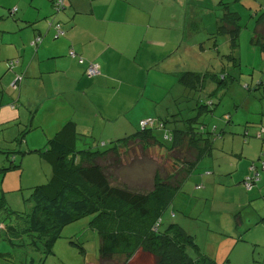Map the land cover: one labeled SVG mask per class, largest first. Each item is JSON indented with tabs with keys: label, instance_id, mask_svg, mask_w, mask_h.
<instances>
[{
	"label": "rangeland",
	"instance_id": "1",
	"mask_svg": "<svg viewBox=\"0 0 264 264\" xmlns=\"http://www.w3.org/2000/svg\"><path fill=\"white\" fill-rule=\"evenodd\" d=\"M224 3L241 15L242 28L235 49L230 47V36L218 32L224 16ZM187 6L190 20L182 46L178 52L162 59L159 66L151 71L148 87L151 95L140 101L147 104L152 116L162 118L170 131L185 127V122L179 120L183 110L189 117L198 116V127L202 126V122L208 124L211 130L217 126L212 134L216 148L213 150L224 154L223 159L229 157V160L226 161L228 168L220 173L218 169L225 167L222 165V155L203 157L177 192L170 209L176 212V219L184 224L190 221L191 224H199L193 226L197 229V243L204 253L217 262L264 264V192L260 194L262 188L258 184H254L255 190L251 191L243 180L246 167L252 161L263 173L261 180L264 179V138L256 134L243 137L246 127L253 133L255 127L252 124L264 119V49L262 41L257 42V38V41L253 40L264 13V0H188ZM15 7L2 9L0 5V11L10 17V11ZM173 68L181 72L209 71L210 76L204 87L190 89L166 71ZM224 76L225 85L221 82ZM145 85L146 80L144 88ZM139 99L135 100L133 106ZM208 125L205 126L210 131ZM229 126L238 129L233 134L236 136L234 142L228 130H220ZM37 132L31 131L29 140L27 134L21 149L12 147L15 151L11 155H15L17 165L11 166V162L0 152V168L5 166L4 170L0 169V206L5 204L4 208L0 207V223L5 227H9L8 224L10 227L11 224H22L19 228L23 231L16 235H22L26 240L24 235L27 234L35 242L43 240L42 236L37 233L30 235L31 228L24 229L23 219L15 216L32 212L35 187L47 183L52 175V166L41 154L50 138L43 131H40V138H35ZM153 133L166 147L172 145L165 138V129L155 128ZM224 134L229 136L223 140ZM244 145L249 147L250 153L241 157L238 154ZM119 148L121 152L125 150L124 143ZM148 153L149 156L145 157L141 152L129 155L126 164L123 162L120 168L113 169L112 183L145 191L151 186L159 166H165L159 169L161 173L173 171L172 162L166 163L168 149L149 150ZM199 184L203 185L198 187ZM92 218L93 215H84L64 225L48 254L41 243L13 245L1 230L0 243L19 249L15 257L28 260L29 264H96L100 235L90 226Z\"/></svg>",
	"mask_w": 264,
	"mask_h": 264
},
{
	"label": "crops",
	"instance_id": "2",
	"mask_svg": "<svg viewBox=\"0 0 264 264\" xmlns=\"http://www.w3.org/2000/svg\"><path fill=\"white\" fill-rule=\"evenodd\" d=\"M53 1L0 0L2 9L18 8L14 17L0 11V152L15 151L16 138L26 127L24 138L28 134V140L33 130L39 132L35 138H40V131L53 138L64 124L73 121L81 147L109 144L139 130L142 120L155 118L147 104L141 103L151 95V71L180 50L190 20L188 0H65L58 12ZM57 22L65 30L59 38H55L53 27ZM37 34L43 36L38 48L31 44ZM71 48L85 57L84 63L69 56ZM14 57H19L20 63L10 70L7 60ZM90 61L100 64L101 75L87 76L85 69ZM166 71L176 81L181 73L174 68ZM18 75L23 78L18 88H12ZM252 126L253 133L246 127L243 137L258 136L264 119ZM225 130L234 142L236 126ZM228 136L224 134L223 140ZM23 142H19L20 147ZM249 153L244 145L238 155ZM211 155H222L225 167L218 169L220 173L228 168L229 157L223 159L224 154L214 150ZM260 180L261 176L257 184L263 195L264 179L262 184ZM0 229L13 245L31 244L27 234L25 240L16 235V229ZM21 239L24 243H16ZM17 251L0 243V264H29L15 257Z\"/></svg>",
	"mask_w": 264,
	"mask_h": 264
},
{
	"label": "trees",
	"instance_id": "3",
	"mask_svg": "<svg viewBox=\"0 0 264 264\" xmlns=\"http://www.w3.org/2000/svg\"><path fill=\"white\" fill-rule=\"evenodd\" d=\"M224 4V16L218 32L228 34L230 47L235 49L239 44L238 38L242 28L241 15L238 11L232 10L227 3ZM54 9L56 12L60 11L55 5ZM16 14L10 11V16L14 17ZM259 21L253 40L257 41V38V42L262 41V49H264V13ZM35 37L31 44L38 48L42 42H34ZM71 50L75 49L69 50V56L74 58L70 54ZM80 58L85 62V57L78 53L74 59L81 63ZM16 60L18 62L11 66V62ZM91 62L98 63L96 61L89 63ZM19 63V57L7 60L10 70ZM85 73L87 74L86 69ZM101 74L102 70L99 75ZM209 76V71L205 73L183 71L179 74L178 80L185 87L193 89L198 86L204 87ZM22 78V75H18L11 87L18 88ZM221 82L225 85V76ZM180 114L182 118L177 119L185 122L183 129L170 131L166 122L159 117L154 118L159 126L140 127L124 138L91 147H81L78 144V134L73 121L64 124L41 150L43 159L52 166L49 181L35 187L32 195L34 201L32 212L15 216L23 219L24 229L31 228L30 235L37 233L42 236L43 240L38 242L29 240L31 244L41 243L45 253L48 254L60 237L64 225L84 215H93L90 226L100 235L99 258L96 264H221L204 253L197 243V229L193 226L199 224H191V221L190 224H184L176 219V212L170 209L173 199L190 172L203 157L211 155L215 149V136L213 137L212 134L217 130V126L211 130L208 124L202 122V126L198 127L196 125L198 116L189 117L185 110ZM205 125H208L211 132ZM155 128L165 129V138L172 142L170 147H166L156 138L153 133ZM225 129L223 127L220 130L225 131ZM27 130L28 127L19 133V137L16 138V148H22L19 142L25 139L24 134ZM262 132L264 128L258 136L264 138ZM123 143L125 150L121 152L119 145ZM160 148L169 150L166 163L172 162L173 171L161 173L159 169H164L165 166H159L151 186L145 191L112 183L113 169L120 168L123 162L126 164L129 155L141 152L145 157L149 156V150L154 152ZM1 153L11 162V166L17 165L15 155H11V151ZM148 158L153 159V157ZM255 163V161L251 162L245 178L253 174L251 167L257 166ZM3 168L5 166L0 169L4 170ZM256 169L258 170L259 167L257 166ZM201 185L203 184L197 186ZM0 207L4 208L5 204L2 203ZM9 214L11 215V212ZM21 225L11 224V227L9 224V227L3 225V229L8 232L16 229L20 234L23 231L19 228ZM23 242V239L19 240V243ZM119 256L123 258H118ZM136 258L138 259L131 263Z\"/></svg>",
	"mask_w": 264,
	"mask_h": 264
},
{
	"label": "built area",
	"instance_id": "4",
	"mask_svg": "<svg viewBox=\"0 0 264 264\" xmlns=\"http://www.w3.org/2000/svg\"><path fill=\"white\" fill-rule=\"evenodd\" d=\"M54 5L56 7L57 10H61L64 8L65 6V0H55L54 1ZM18 10L17 7H15L14 9H12V14L16 13ZM53 27L55 28V37H60L62 35L65 34V30L63 29V25L60 22H57L53 25ZM42 36L41 35H37L35 37V41L34 42H42ZM33 42V43H34ZM71 56H73L74 58L77 56V52L75 50H71L70 52ZM18 61L16 60L15 62H11V66H13L15 63H17ZM80 62L83 63L84 59L80 58ZM86 72L88 74V76L93 77L96 75H99L101 73V68L100 65L98 63L95 62H91L88 64L87 68H86ZM13 107L15 105H12ZM159 126L158 125V121L154 118H148V119H144L141 121V127L143 128H153ZM264 133V132H262ZM261 134H259L260 136ZM257 166H252L251 169H253V174L251 176H248L245 178V185L247 186L248 189H251L253 187V184L258 181L260 179L261 173L259 170H257L256 168ZM0 228H4L3 224H0Z\"/></svg>",
	"mask_w": 264,
	"mask_h": 264
}]
</instances>
